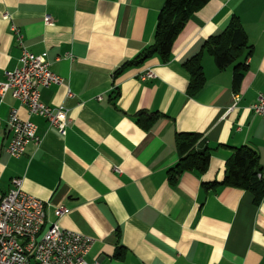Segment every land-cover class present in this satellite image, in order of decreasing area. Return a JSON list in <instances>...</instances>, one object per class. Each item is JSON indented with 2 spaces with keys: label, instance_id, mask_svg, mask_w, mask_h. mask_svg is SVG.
<instances>
[{
  "label": "crops",
  "instance_id": "obj_1",
  "mask_svg": "<svg viewBox=\"0 0 264 264\" xmlns=\"http://www.w3.org/2000/svg\"><path fill=\"white\" fill-rule=\"evenodd\" d=\"M166 1L0 0V81L22 52L14 24L24 46L47 53L63 78L42 90V102L64 105L72 118L61 136L11 94L0 99V201L23 177L28 194L50 202L44 230L57 222L92 238L91 264H264V199L256 205L248 191L203 186L224 179L234 148L251 147L264 168V120L250 109L264 94V0H210L179 33L168 63L155 55L115 76L151 45ZM234 16L252 47L238 61L248 66L240 85L234 89L233 66L220 70L204 53L206 84L190 97L183 63ZM146 70L156 77L142 81ZM234 94L240 101L227 113ZM12 108L42 138L21 157L6 153ZM141 111L160 114L148 131L136 122ZM177 133L201 134L213 151L206 173L185 172L171 185ZM60 206L70 212L58 218Z\"/></svg>",
  "mask_w": 264,
  "mask_h": 264
},
{
  "label": "built area",
  "instance_id": "obj_2",
  "mask_svg": "<svg viewBox=\"0 0 264 264\" xmlns=\"http://www.w3.org/2000/svg\"><path fill=\"white\" fill-rule=\"evenodd\" d=\"M44 22L53 25L50 16H46ZM11 32L22 52L18 66L6 71L5 81H0V99L11 94L27 108L30 116L44 118L51 129L65 136L72 123L69 109L64 105L50 106L41 100L42 90L62 85L63 78L51 70L47 53L34 54L24 46L20 28L12 24ZM155 77L152 70L140 75L142 81ZM67 96L72 97L73 93L69 90ZM239 101V96L234 94L233 105L227 113ZM250 109L264 120V94L258 96ZM7 126L11 133L6 147L9 156L25 155L31 144L40 147L42 138L38 135L37 125L30 119L21 118L18 109L10 110ZM49 206L50 202L40 200L24 190L23 177L12 179L10 188L0 201V264H91L86 257L93 245L92 238L65 230L57 222L44 230ZM69 212L68 208L60 206L56 208L55 216L61 218Z\"/></svg>",
  "mask_w": 264,
  "mask_h": 264
},
{
  "label": "trees",
  "instance_id": "obj_3",
  "mask_svg": "<svg viewBox=\"0 0 264 264\" xmlns=\"http://www.w3.org/2000/svg\"><path fill=\"white\" fill-rule=\"evenodd\" d=\"M210 0H167L160 11L157 26L151 45L134 60L126 62L117 70V76L122 69L140 66L148 59L158 55L163 63H168L174 42L192 15L203 8ZM247 34L241 20L234 16L227 27L217 35L208 38L202 50L183 63V68L189 74L190 80L187 94L196 96L206 84V76L202 64L204 53L210 54L218 69L225 70L233 66L234 89L240 85L248 66L238 62L245 54L252 53ZM119 93L117 91L116 97ZM158 112L141 111L136 116V122L144 130H150L157 121ZM176 148L179 155L177 165L169 173V182L175 185L178 177L185 172L206 173L210 166L212 148L205 138L198 133H177ZM205 189L232 187L248 191L253 201L259 205L264 199V168L258 153L249 146L233 149V155L226 163L225 177L221 182L203 184ZM116 257H122L123 250L118 248Z\"/></svg>",
  "mask_w": 264,
  "mask_h": 264
}]
</instances>
